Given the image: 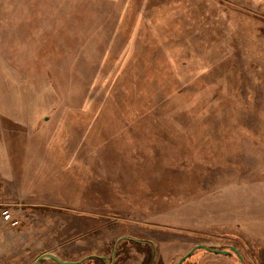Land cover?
Wrapping results in <instances>:
<instances>
[{"label":"rangeland","instance_id":"374dc122","mask_svg":"<svg viewBox=\"0 0 264 264\" xmlns=\"http://www.w3.org/2000/svg\"><path fill=\"white\" fill-rule=\"evenodd\" d=\"M259 2L0 0L5 81L41 85L46 104L35 132L18 116L13 125L0 120V264H33L45 252L74 261L99 254L104 238L121 234L155 240V264H176L194 244L229 238L245 262L264 261V39L241 24L243 12L264 8ZM66 20L75 22L72 33L55 35ZM219 21L223 33L212 32ZM199 31L203 42L196 43ZM41 52L64 54L60 66L38 72ZM210 85H241L244 95L221 107ZM210 103L221 107L218 116L200 127ZM157 120L161 130L181 136L184 150L171 153L169 142L149 146ZM218 138L239 147L217 148ZM10 140L18 150L13 168L2 157ZM160 148L171 153L161 164ZM138 152L152 161L138 163ZM3 209L18 223L4 219ZM117 218L128 221L105 224ZM238 258L197 248L186 264H239Z\"/></svg>","mask_w":264,"mask_h":264},{"label":"trees","instance_id":"16d2710c","mask_svg":"<svg viewBox=\"0 0 264 264\" xmlns=\"http://www.w3.org/2000/svg\"><path fill=\"white\" fill-rule=\"evenodd\" d=\"M259 3L264 7V1L263 0H260ZM226 8L233 9L231 6H228ZM260 9H262V10H260V11L257 10V11H254V12H251V11L247 10L246 12H243V14H246L247 21H245L244 23H241L242 27L244 28V31L249 33V35L252 36L257 41H258V39L259 40L264 39V8L261 7ZM199 32L200 33H197L195 35V37H196L195 42L196 43L197 42L198 43L203 42L202 35H200L202 31H199ZM212 32H214V33H223L222 30H221L220 21H219V23L216 24V31H212ZM212 36L214 37V35H212ZM218 37L219 36H217V40L216 41H218V39H219ZM179 40L182 43H186V40L183 39V38L182 39L180 38ZM206 40H209V39H204V41H206ZM195 42H193V43H195ZM196 43L194 44L195 46H197ZM206 60L207 59H203L201 61L202 63H204V67L206 65L208 66V62ZM201 65H203V64H201ZM6 68L7 67L4 65V61L0 60V120L3 123H11L13 125L14 121H13V119H10V118H14L15 119L16 116H18L20 118V120H18V121L21 124L24 121H26L29 124L31 123L32 124L31 132H35V131H37V129L40 127L41 123L44 120V113L43 112L45 111L44 107L46 106V104L43 103L40 100V97H41L40 93L38 94V90L40 89L41 85H38L37 88H36V86L35 87L34 86H29V85H27V83H21L18 80H13V79L11 80L10 79V81H5V79H6L5 78L6 77L5 76ZM42 86L44 87V85H42ZM45 86L49 88V85H45ZM210 86H211V88H209V89H213L214 94L215 95H219V97H220L219 101H221V103H222L221 107H223V106L227 107V104H226L225 101L229 102L230 101V97L231 96L233 97L234 94L240 95L241 97L244 95V93L242 92L241 85L239 87H236V88H235L234 85H210ZM53 104H54V102H53ZM53 104L50 105L51 107L47 106L46 110H48V111L53 110L54 107H55V105L53 106ZM220 108H219V106L216 108L215 105H212V103H210L207 106H205L204 110L202 109L203 112L201 111L204 117L202 118L201 122L200 121L197 122V125L201 127V126H203V124L207 123L210 118L217 117ZM177 110L180 111L179 109H177ZM14 111H16V113ZM230 111H231V109H230ZM141 122H142V120L138 124H136V126L138 128H142V123L143 122L142 123ZM161 122L162 121L157 120L155 123H151V125H150L153 130H155V131H157L159 133H156L155 135L152 134L153 137L149 136V138H152V141H151L152 143L150 142L149 146H153L154 147L156 145H159V146H161V148H163L162 144L164 143V146H167L168 145L167 142H169L170 147L173 149V151H171V153H177L178 149L176 151L175 148H177L179 145H181L182 149L184 150L186 148V146H184V142H183V139L181 140V136H179L180 139H176V136H173V135L169 134L170 132L166 133L165 131H163L164 130V126L162 124H160ZM24 125H25V123H24ZM238 126H239V124H238V121H237L235 129L238 128ZM22 128H24V127H22ZM161 129H163V130H161ZM153 130H152V132H153ZM60 131H62V132L59 135V137L61 135L64 136L65 135V127L63 126V124H61V126L59 127V132ZM236 132L237 131L234 130L228 137L229 138L234 137ZM132 135L138 136L136 133L132 134ZM167 135H168V137H167ZM156 136H159V137L155 138ZM134 138H143V137L138 136V137H134ZM218 140L220 142L218 143L217 148H221V146L222 147L223 146L224 147L227 146L228 148L233 147L234 149L235 148L238 149V147H239V145L236 142H234V144L232 143V144H229V145L228 144L224 145L223 141H221L219 138H218ZM16 142L14 141L12 143V141L10 140L11 147L8 148V153H6V151L4 150L3 151L4 155H2V157L4 159L3 160V164L4 165L8 164V165L12 166V168H13L15 162H17V156H18V150H16L15 146L12 145V144H16ZM161 148H160V151H161L160 154H161L162 160L160 161L159 164L164 162V156L167 157V155L169 156V154H171V153H164L163 149H161ZM138 153H139V155H137V157L134 159V160L138 159V163H142V164H146L147 165L153 159V157L146 156V155H144L141 152H138ZM162 155H163V157H162ZM156 163H158V159H157ZM156 163L154 164V168L156 167ZM151 166L149 168H152ZM196 167H197V165H196ZM196 167L190 173L191 174V181H193V183L199 182V178H198L199 175L196 172V169H198V167L197 168ZM147 170H149V169H147ZM201 170H205V169L201 168ZM180 171L183 172L186 175V178H187L186 180L189 181L190 179L187 176L186 172L182 171L181 169H180ZM168 193L171 196L172 193H170V192H168ZM212 197L213 196H211V199H212ZM226 202L229 203V201H226ZM233 203H234L233 205L228 204V205L232 206V207H230V209H233V207L237 206V205H235L236 204L235 202H233ZM174 206H176V205H174ZM177 206H178V204H177ZM227 209L229 210V208H227ZM227 209H226V211H228ZM225 223H226L225 221H222L220 223H213L212 225L215 226V228H216L218 225H225ZM239 229L242 232L245 231V229H243V228L239 227ZM245 234H249V233H245ZM236 237L239 238L241 236H236ZM238 240L241 241L240 243H243V240L241 238L238 239ZM128 251H129V249L123 250V255H122L123 264H126L127 262L129 263V261L127 259V255H126V253H128ZM129 259H131V258H129ZM43 261L44 260L42 259L39 262V264H41ZM259 264H264V261L262 263L259 262Z\"/></svg>","mask_w":264,"mask_h":264},{"label":"flooded vegetation","instance_id":"af4514ba","mask_svg":"<svg viewBox=\"0 0 264 264\" xmlns=\"http://www.w3.org/2000/svg\"><path fill=\"white\" fill-rule=\"evenodd\" d=\"M104 221L106 222L105 223L106 225L111 224V225H114L115 227H119V226L122 227L124 226L122 225L123 224L122 221L126 222L128 220L125 218H117V220L108 221V219H104ZM141 224H149V223L141 222ZM158 230H160V228ZM162 232H164L163 229H162ZM104 239L105 240L102 245V252H100L99 254L89 253L85 257L74 260V261H78L82 259L80 263H76V264H123L122 255H123V250L125 249H129L128 253H126L127 259L131 258L133 260L132 263L127 262L126 264H155L158 245L155 240H150L149 237L145 235H139V236L135 235L134 236L130 234H121L117 236L115 239H113L112 241L111 239L109 240H107V238H104ZM227 242L228 243L221 244V245H217L213 243H210V244L205 243V244L209 245L210 247L220 248L222 250L224 249L230 250L228 254L235 255L237 260H239L238 256L241 257L240 263L238 262L239 264H245V263L249 264L248 261L245 262L247 258H245V256L241 253V248H240L238 241L234 240L233 238L231 239L229 238ZM231 247H234L235 250H231L230 249ZM184 254L179 256V258L176 261V264L178 263V260ZM139 255L141 257L140 259H139ZM186 258L183 259L179 264H186ZM137 259H139V261H137Z\"/></svg>","mask_w":264,"mask_h":264},{"label":"crops","instance_id":"0c3cea01","mask_svg":"<svg viewBox=\"0 0 264 264\" xmlns=\"http://www.w3.org/2000/svg\"><path fill=\"white\" fill-rule=\"evenodd\" d=\"M28 20L29 19H27L25 21L28 22ZM30 20H32V19H30ZM28 23H30L29 26L38 24V23H32V21L31 22H28ZM74 25H75V22L73 20H66L65 22H63L61 24L62 27L60 29H58V31L56 33L54 32V34L55 35L62 34V36H66L69 33L71 34L72 33V30H71L72 28H70V27H73ZM63 55L58 54V55H55V56H51V55H47V52H41L39 54V56H38V60L35 61L36 70L38 69V72H40L42 70H48L49 68H51V66H54L55 68L56 67H59L60 66L59 61L61 60V58H63ZM54 59L56 60L55 62L58 63L57 65L54 63ZM26 67H28V66H26ZM31 86H34L35 87V85H31ZM36 88H37V86H36Z\"/></svg>","mask_w":264,"mask_h":264},{"label":"water","instance_id":"95a60500","mask_svg":"<svg viewBox=\"0 0 264 264\" xmlns=\"http://www.w3.org/2000/svg\"><path fill=\"white\" fill-rule=\"evenodd\" d=\"M197 248H204L206 250H210L212 252L215 253H220V254H228L230 252V250H222L220 248L217 247H210L209 245H206L205 243H198L195 244L194 246L191 247L190 250H188L179 260L178 263L179 264L183 259H185L187 256H189L190 254H192V252L197 249ZM231 250H235L234 247L230 248ZM44 258H49L51 260H53L54 262H56L57 264H76V263H80L82 261V259L78 260V261H66L63 259H60L56 254L51 253V252H45V253H41L40 255L37 256V258L35 259L33 264H38L40 260L44 259Z\"/></svg>","mask_w":264,"mask_h":264},{"label":"built area","instance_id":"2783aa9c","mask_svg":"<svg viewBox=\"0 0 264 264\" xmlns=\"http://www.w3.org/2000/svg\"><path fill=\"white\" fill-rule=\"evenodd\" d=\"M1 214H2L3 218L6 219V220H8V221H10V223H11L12 225H15V224L18 223V220L15 219V218L13 217L12 213L9 212L7 209H3V210L1 211Z\"/></svg>","mask_w":264,"mask_h":264}]
</instances>
